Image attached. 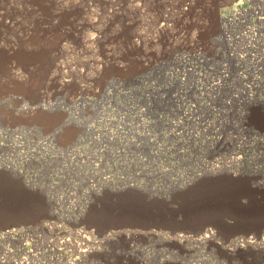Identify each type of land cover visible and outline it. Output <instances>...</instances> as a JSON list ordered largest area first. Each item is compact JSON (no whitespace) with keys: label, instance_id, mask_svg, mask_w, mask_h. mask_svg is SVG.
Here are the masks:
<instances>
[{"label":"rangeland","instance_id":"obj_1","mask_svg":"<svg viewBox=\"0 0 264 264\" xmlns=\"http://www.w3.org/2000/svg\"><path fill=\"white\" fill-rule=\"evenodd\" d=\"M139 2L0 25V264H264V0Z\"/></svg>","mask_w":264,"mask_h":264},{"label":"bare ground","instance_id":"obj_2","mask_svg":"<svg viewBox=\"0 0 264 264\" xmlns=\"http://www.w3.org/2000/svg\"><path fill=\"white\" fill-rule=\"evenodd\" d=\"M140 0H0V25H3V27L8 26L9 30L13 29L15 26L19 25V20L16 18L18 16H14L18 14V10L21 11L23 14L22 17H24L25 14H29L30 11L38 18V21L41 25L40 30L47 33L50 31L56 32L59 28L63 25L62 22H66L65 25L62 26V30L64 31V34H68L74 37H77L78 39H82L84 44L86 46H92L94 42L99 40L100 36V26L103 22H111L112 19L115 17L117 18L118 15L121 13H124L126 11H134L138 12L142 8L140 5ZM243 0H237V3L235 4L240 6ZM18 3L23 4V6H18ZM236 8L233 9L235 11ZM21 14V15H22ZM130 14V13H129ZM33 15V16H34ZM27 16V15H25ZM33 20L36 19L33 17ZM12 17V18H11ZM106 17L105 21L103 18ZM138 17V16H137ZM132 18V17H131ZM16 19V20H15ZM24 22H26V19ZM21 22V19H20ZM23 22V21H22ZM31 22V21H30ZM34 22V21H33ZM32 22V24H33ZM36 22V21H35ZM122 22V21H121ZM120 22V23H121ZM29 23V21H28ZM27 24V23H26ZM30 24V23H29ZM27 24V26H29ZM31 24V25H32ZM30 25V27H31ZM109 25V24H107ZM114 25V24H113ZM121 25V24H120ZM24 26V25H23ZM21 26V27H23ZM34 26V25H32ZM20 27V25H19ZM105 27V26H104ZM16 28V27H15ZM28 29V27H26ZM37 28V27H36ZM7 29V28H5ZM17 29V28H16ZM14 29V30H16ZM35 29V28H34ZM95 30V32L98 30V33H88L83 34L86 30ZM102 29V28H101ZM18 30V29H17ZM31 29H29L30 31ZM60 30V29H59ZM105 30V29H104ZM0 31H2V28H0ZM20 31V28L19 30ZM27 31V30H26ZM25 31V32H26ZM9 32V31H8ZM23 32V31H22ZM21 32V33H22ZM89 32V31H88ZM92 32V31H91ZM104 32V31H103ZM5 33V30H4ZM3 33V34H4ZM30 33V32H29ZM52 33V32H51ZM125 33V32H124ZM140 33V32H139ZM2 34V33H0ZM20 34V33H19ZM18 34V38H19ZM37 34V33H36ZM42 34V33H41ZM48 34V33H47ZM53 34V33H52ZM62 34V33H61ZM92 34V35H91ZM28 35V33L26 34ZM25 35V37H26ZM30 35V34H29ZM34 35V34H33ZM39 35V33H38ZM59 35V34H57ZM141 35V34H140ZM14 36V35H12ZM23 36V35H22ZM42 36V35H41ZM48 36V35H47ZM65 36V35H64ZM64 36L60 38H64ZM71 36V37H72ZM9 36L6 33V39ZM11 37V36H10ZM17 37V35H16ZM31 37V36H30ZM13 38V37H12ZM24 38V37H23ZM27 38V37H26ZM32 38V37H31ZM34 38V37H33ZM38 38V36H37ZM45 38V37H44ZM133 38V37H132ZM4 39V38H3ZM5 39V40H6ZM21 39V38H20ZM30 39V38H29ZM35 39V38H34ZM65 39V38H64ZM19 40V39H18ZM28 40V39H26ZM31 40V39H30ZM39 40V39H38ZM41 40V39H40ZM62 40V39H61ZM8 41L11 42V38L8 39ZM29 41V40H28ZM76 41V40H75ZM79 41V40H78ZM139 41V40H137ZM2 41H0L1 43ZM17 42V40H15ZM25 42V41H24ZM3 43V42H2ZM30 43V41H29ZM6 44V43H5ZM8 44V43H7ZM22 44V43H21ZM59 44V43H58ZM9 49H13L11 43H9L7 46ZM16 45V44H15ZM26 45V44H25ZM40 45V42H39ZM42 45V44H41ZM45 45V44H44ZM47 45V44H46ZM65 45H67L65 43ZM63 46V48H67V46ZM22 46V45H21ZM37 46V45H36ZM69 46V45H68ZM2 47H5L4 45ZM1 47V48H2ZM134 47V46H133ZM29 48V47H28ZM27 48V49H28ZM21 49V48H20ZM23 49V48H22ZM26 49V47L24 48ZM45 49V48H44ZM60 49V48H59ZM90 49V48H89ZM14 50V49H13ZM34 50V49H33ZM38 50V49H37ZM51 50V49H50ZM6 51V50H5ZM27 51V50H26ZM32 51V48L30 52ZM16 52V51H15ZM25 52V51H24ZM34 52V51H33ZM36 52V51H35ZM33 53L37 54L38 53ZM39 52V50H38ZM8 53V52H7ZM14 53V52H13ZM29 53V52H28ZM45 54V53H44ZM29 55V54H27ZM56 57V56H55ZM30 58V56H29ZM34 59V58H32ZM42 59V58H41ZM104 59V58H103ZM31 60V58L29 59ZM36 60V59H35ZM43 60V59H42ZM28 62V61H27ZM47 62V61H46ZM90 62V61H89ZM94 62V61H93ZM96 62V61H95ZM96 64V63H95ZM27 65V64H26ZM47 66V65H46ZM5 67V66H4ZM8 67V66H7ZM74 153L79 152L78 149L73 151ZM227 160V159H225ZM236 160V159H235ZM212 226V225H211ZM214 227V226H213ZM180 230H186V229H180ZM178 231V230H177ZM213 236V235H211ZM173 237H176L178 239H193L192 236L188 235H174ZM189 237V238H188ZM198 240H208V234H203V236L199 235L197 237ZM82 246V245H81ZM98 247V245H95ZM83 247V246H82ZM92 248V246H90ZM81 248V247H80ZM79 248V250H80ZM82 249V248H81ZM85 250H81V254H83ZM80 254V255H81Z\"/></svg>","mask_w":264,"mask_h":264},{"label":"water","instance_id":"obj_3","mask_svg":"<svg viewBox=\"0 0 264 264\" xmlns=\"http://www.w3.org/2000/svg\"><path fill=\"white\" fill-rule=\"evenodd\" d=\"M213 226V225H212ZM181 228H172L170 230H180Z\"/></svg>","mask_w":264,"mask_h":264}]
</instances>
